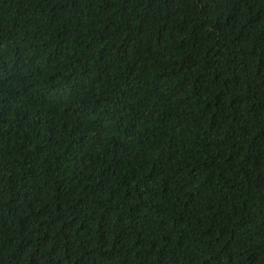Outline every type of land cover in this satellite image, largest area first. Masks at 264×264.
Wrapping results in <instances>:
<instances>
[{"label": "trees", "instance_id": "1", "mask_svg": "<svg viewBox=\"0 0 264 264\" xmlns=\"http://www.w3.org/2000/svg\"><path fill=\"white\" fill-rule=\"evenodd\" d=\"M0 264H264V0H0Z\"/></svg>", "mask_w": 264, "mask_h": 264}]
</instances>
